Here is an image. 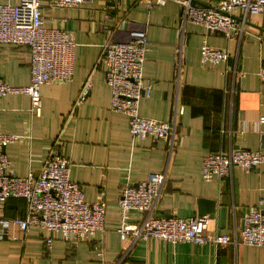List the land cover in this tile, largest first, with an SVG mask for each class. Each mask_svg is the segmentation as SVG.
<instances>
[{
  "label": "crops",
  "instance_id": "crops-1",
  "mask_svg": "<svg viewBox=\"0 0 264 264\" xmlns=\"http://www.w3.org/2000/svg\"><path fill=\"white\" fill-rule=\"evenodd\" d=\"M220 1L194 3L213 6ZM43 12L47 26L75 33V76L69 83L42 87L41 116L31 113L27 95L0 99V131L17 137L6 153L15 174L25 177L42 170L58 140L56 149L72 161L71 180L82 186L86 202H97L100 191H106V219L104 229L89 241H66L55 234L50 250L45 230H13L16 240H0V264H264V248L156 239L134 242L118 233L122 190L160 173L166 174V181L154 216H208L207 234H226L241 241L246 214L264 200V165L250 172L236 168L231 178L207 182L202 162L212 152L264 153L260 121L264 83L258 76L264 65V14L248 15L243 33L228 38L221 33L207 35L202 26L185 23L183 8L173 0L152 8L144 0H93L69 9L54 8L52 0H45ZM236 18L242 24L243 12L238 11ZM125 20L132 29L139 25L147 29L144 80L152 93L140 102L139 113L161 122L176 117L173 140L133 137L128 117L110 109L112 92L99 60ZM205 43L228 51L229 61L203 63ZM0 76L12 86H28L29 48L4 45ZM88 79L91 93L78 103ZM26 209V200L9 199L6 217L24 218ZM129 217L130 223L140 225L145 215L133 210Z\"/></svg>",
  "mask_w": 264,
  "mask_h": 264
},
{
  "label": "built area",
  "instance_id": "built-area-1",
  "mask_svg": "<svg viewBox=\"0 0 264 264\" xmlns=\"http://www.w3.org/2000/svg\"><path fill=\"white\" fill-rule=\"evenodd\" d=\"M93 0H52V7L60 9L81 8ZM149 8L165 6L168 0H144ZM183 8L185 23L203 27L207 35L221 33L231 38L235 32L244 31L248 15L264 14V0H222L213 6H201L194 0H173ZM45 0H8L0 2V54L4 45L25 46L31 56V82L25 87L8 84L0 76V99L10 94L30 97L31 113L42 115L41 90L47 84H65L74 79L76 35L59 27L47 26L44 19ZM243 12V23L236 18ZM148 37L146 27L130 28L126 20L104 46L99 65L112 92L111 111L128 117L133 137L154 140H173L177 118L158 121L139 113L140 102L150 98L152 88L144 80ZM203 63L228 62L230 54L204 44L201 50ZM244 75V74H243ZM264 83V65L258 71ZM92 81L82 87L78 103L91 93ZM182 111V110H181ZM264 123V117L261 118ZM16 136L0 131V240H16L13 230L27 232L32 227L46 231L45 244L52 248L55 234L64 240L89 241L104 229L107 213V193L101 190L95 203H88L82 186L71 180L72 161L56 149L57 140L39 173L32 171L25 177L17 176L6 153L7 146ZM264 165V153L249 149L231 150L229 153L212 152L203 158L202 176L205 181L233 176L236 168L246 172ZM166 174L152 173L136 186L125 187L119 200L121 238L132 237L134 242L160 240L164 243L191 242L198 245L212 243L216 246L242 244L264 248V200L252 208L244 218L241 241L226 234H207L210 218L156 217L155 207L163 194ZM9 199H24L27 203L24 218L9 219L5 209ZM138 211L145 215L140 225L130 223L129 213Z\"/></svg>",
  "mask_w": 264,
  "mask_h": 264
},
{
  "label": "water",
  "instance_id": "water-1",
  "mask_svg": "<svg viewBox=\"0 0 264 264\" xmlns=\"http://www.w3.org/2000/svg\"><path fill=\"white\" fill-rule=\"evenodd\" d=\"M203 214H205V213L203 212Z\"/></svg>",
  "mask_w": 264,
  "mask_h": 264
}]
</instances>
